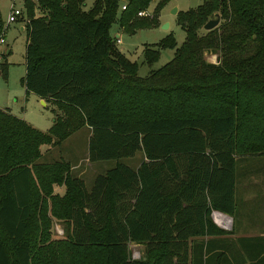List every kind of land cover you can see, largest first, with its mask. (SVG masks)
<instances>
[{"label":"trees","instance_id":"trees-1","mask_svg":"<svg viewBox=\"0 0 264 264\" xmlns=\"http://www.w3.org/2000/svg\"><path fill=\"white\" fill-rule=\"evenodd\" d=\"M153 1L95 0L87 10V0H24L23 84L63 118L42 132L0 110V264H143L130 260L132 243L152 264H264V237L232 240L235 230L211 217L237 214L242 159L264 155V0H203L180 14L185 42L162 40L173 59L142 78L110 32L151 27L138 15ZM3 27L0 16V37ZM153 48L149 66L160 57ZM82 127L89 161L116 162L91 191L70 164L39 162L43 147ZM137 154L131 169L123 161ZM58 223L66 240L50 243Z\"/></svg>","mask_w":264,"mask_h":264},{"label":"rangeland","instance_id":"rangeland-1","mask_svg":"<svg viewBox=\"0 0 264 264\" xmlns=\"http://www.w3.org/2000/svg\"><path fill=\"white\" fill-rule=\"evenodd\" d=\"M13 1L0 0V16L4 22V44H0V73L2 72L0 74V109H8L18 118L34 124L38 127V130L47 132L52 127L55 118H63L62 113L58 108L55 110L52 105L48 107L43 106L38 102V98L34 94L27 93L26 91L23 80L26 74L27 35L25 32L20 31L22 27L21 22L10 25H6L5 23L7 15L13 6ZM94 1L87 0V10L92 7ZM15 2L16 7L24 11V0H15ZM160 2L161 0H154L148 9L141 11L145 15H138L141 18H148L150 21H154L155 23L151 27L136 31L134 34H128L116 23L112 26L110 32L113 38L117 39L121 37L122 43L117 44L119 51L131 62L138 65V76L142 78L147 77L150 72L162 68L173 59L175 50L160 49L157 45L169 35H173L177 42V48L181 47L185 42L186 33L179 23L180 14L196 9L203 4V0H170L163 8L157 11V4ZM175 8H177V13L173 14L172 12ZM165 24H169V28L163 29ZM116 35H120V37H116ZM146 46L154 47L153 50L160 52L158 61L151 66L145 62L144 50ZM7 51H11V53L6 54ZM217 57V55L211 53L205 55V59L209 63L217 61ZM90 135V129L82 127L71 135L61 147H50L51 152L44 155V157L42 156L39 162L48 164L64 160V162L70 164L73 175L78 176L82 174L81 177L87 191H91L96 178L114 167L116 162L103 161L91 163L89 161L88 148ZM123 162L127 165L131 164L125 160ZM74 167L78 168L73 169ZM247 171H253V180L258 181V184L264 187V155L244 157L240 166V172ZM254 196L253 194L251 195V204L247 203L245 205L247 207H243L244 210L237 211V214L233 217L235 224L233 219L228 216L232 220V225H230L229 229H223L214 224L218 228L225 230V232H233L235 230L234 233L236 234L250 235L251 232H247L249 223L252 222L251 224L258 226L256 224L257 219L255 221L250 219V215L254 216V213L264 214L263 203L256 202L255 199L257 198ZM257 221L264 222V219ZM239 229H241V232ZM256 229L252 232L253 234H257L256 231L258 229ZM62 240H66L64 226L60 223L54 224L51 230L50 243ZM129 255L132 262L153 263L152 253L144 246L133 243L129 244Z\"/></svg>","mask_w":264,"mask_h":264},{"label":"crops","instance_id":"crops-1","mask_svg":"<svg viewBox=\"0 0 264 264\" xmlns=\"http://www.w3.org/2000/svg\"><path fill=\"white\" fill-rule=\"evenodd\" d=\"M16 4L15 0L13 1V5ZM16 6V5H15ZM17 22H21L20 19L17 21ZM21 28H20V31L22 32H25L26 33V29H25V23L24 22H21ZM120 37V35H116V37ZM121 38V37H120ZM4 44V43H3ZM11 51H7L6 54H10ZM211 64H216V61L214 63H211ZM1 74V73H0ZM37 97V96H36ZM38 98V97H37ZM38 102L42 104V102H44L45 105L43 106H49V105H52L55 110H57V107L56 105L50 101V100H42L40 98H38ZM0 110H3V111H7L8 113H11L10 110L8 109H0ZM12 114V113H11ZM13 116H16L14 114H12ZM17 117V116H16ZM18 118V117H17ZM20 119V118H19ZM22 119V118H21ZM24 120V119H22ZM26 121V120H24ZM29 123V122H27ZM54 123V122H53ZM30 125H32L34 128H38L36 127L34 124L32 123H29ZM51 128V127H50ZM50 129H48L49 131ZM47 131V132H48ZM43 132V131H42ZM46 147V148H45ZM42 148V151H43V157L44 155L48 154L51 152L50 150V146H45ZM64 161V160H62ZM67 161V160H65ZM125 161H128L129 163H131L130 165H126L128 167H130L131 169H137L140 164L142 163L143 161V155L142 154H137L134 158L132 159H128V160H125ZM68 162V161H67ZM115 167V166H114ZM112 167V168H114ZM78 167H74L73 169H77ZM111 168V169H112ZM108 171V170H107ZM253 171H247V172H243L242 175H241V179L238 181V184H237V200H236V203H237V210H244V208H246L247 206H245L247 203L248 204H251L252 202V199H251V195H255L254 197H256L257 199H255V201H259L260 203H263V207H264V187L263 185H260L258 184V181L256 180H253ZM106 172L102 173V174H105ZM82 174H79L77 177L80 178V179H83L82 177ZM258 186H261V187H258ZM55 193H59V194H62L63 192V188L61 187H55ZM259 205V204H257ZM244 207V208H243ZM262 207V208H263ZM228 216V215H227ZM231 217V216H230ZM233 219V217H231ZM250 219H253L255 221V219L257 220H263L264 219V214H255L254 213V216H252V214L250 215ZM256 220V224L258 226H256L255 224H251L252 222L249 223V227L247 228V232H251V234L249 235H245V234H236L234 233L232 236H230V238L232 240H238L239 238H257V237H264V222H260V221H257ZM233 222L235 224V220L233 219ZM239 225V224H238ZM251 226V227H250ZM257 228L256 232L257 234H253L252 232L255 231V228ZM241 229H239L240 231ZM237 232V231H236ZM241 232V231H240ZM223 239H226V237H222ZM218 240H221L220 238H216ZM239 257V256H238ZM239 262H241V259L239 258Z\"/></svg>","mask_w":264,"mask_h":264},{"label":"built area","instance_id":"built-area-1","mask_svg":"<svg viewBox=\"0 0 264 264\" xmlns=\"http://www.w3.org/2000/svg\"><path fill=\"white\" fill-rule=\"evenodd\" d=\"M125 9H126V6H123L122 10H125ZM22 15H23V11L18 9L14 4L10 10V13H8L7 15V18L5 21L6 25L16 23L22 17ZM143 15L145 14L141 12L139 13V16H143ZM3 32H4V27H3ZM3 37L4 35L0 37V44L4 43ZM118 43H122L121 38H117V44ZM211 217H212L213 222L216 225H218L220 228L229 229L231 227L230 225H232L231 224L232 220L228 218L227 215L221 214L219 212H212Z\"/></svg>","mask_w":264,"mask_h":264},{"label":"water","instance_id":"water-1","mask_svg":"<svg viewBox=\"0 0 264 264\" xmlns=\"http://www.w3.org/2000/svg\"><path fill=\"white\" fill-rule=\"evenodd\" d=\"M172 13L176 14L177 8H175ZM219 22H220V19L218 16H216L214 19L207 22V24L204 26V30L211 31V30L215 29L219 25ZM167 28H169V24H165L163 26V29H167ZM42 104L45 105L44 102H42Z\"/></svg>","mask_w":264,"mask_h":264}]
</instances>
